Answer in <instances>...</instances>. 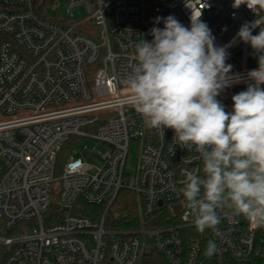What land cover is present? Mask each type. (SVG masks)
Instances as JSON below:
<instances>
[{"label": "built area", "instance_id": "obj_1", "mask_svg": "<svg viewBox=\"0 0 264 264\" xmlns=\"http://www.w3.org/2000/svg\"><path fill=\"white\" fill-rule=\"evenodd\" d=\"M84 4L88 15L81 18ZM232 4L0 0V247L9 250L3 264H264V227L231 209L220 211L219 236L196 230L180 189L186 172L202 169L198 153L174 145L172 129L164 137L149 129L120 83L136 62L137 43L164 27L157 17L174 15L190 27L192 14L202 11L215 45H231L226 63L241 78L217 97L231 111L232 96L247 89V73L259 66V54L237 33L255 20L264 27V10ZM132 142L139 144L134 177L126 173ZM123 189L137 196L139 228L107 225ZM163 211L169 224L147 226ZM209 240L218 247L210 258Z\"/></svg>", "mask_w": 264, "mask_h": 264}, {"label": "clouds", "instance_id": "obj_2", "mask_svg": "<svg viewBox=\"0 0 264 264\" xmlns=\"http://www.w3.org/2000/svg\"><path fill=\"white\" fill-rule=\"evenodd\" d=\"M241 5L255 14L264 10V0H233V8ZM201 16L193 13L190 27L174 15L157 17L164 27H153V39L137 43L136 62L120 83L126 103L149 129L162 137L172 129L174 145L198 153L202 169L185 173L180 193L196 230L219 236L225 207L264 227V27L255 20L237 33L259 54V66L247 73V89L232 96V110L226 111L217 97L241 78L226 63L231 45L216 46ZM217 252L209 240L205 256Z\"/></svg>", "mask_w": 264, "mask_h": 264}, {"label": "trees", "instance_id": "obj_3", "mask_svg": "<svg viewBox=\"0 0 264 264\" xmlns=\"http://www.w3.org/2000/svg\"><path fill=\"white\" fill-rule=\"evenodd\" d=\"M68 149H69L68 146L65 147V149L63 150V152L59 157L58 170H61L64 164L65 158L68 155ZM88 210L97 213L103 212L102 208H96V207H88ZM57 211H58V206L54 205V207L50 212L51 214H54ZM167 216L168 215L166 214V212L163 211L159 215H156L152 219L151 223H149V225L147 226L149 227L166 226L167 224H169V222H167L168 220ZM107 225L113 226L118 229H135L141 227L142 223L139 212V204L137 201V196L133 191L128 189H123L120 192L117 200L115 201V204L109 210V214L107 217ZM8 255H9V250L6 249L5 247H0V264H3L5 259H7Z\"/></svg>", "mask_w": 264, "mask_h": 264}, {"label": "rangeland", "instance_id": "obj_4", "mask_svg": "<svg viewBox=\"0 0 264 264\" xmlns=\"http://www.w3.org/2000/svg\"><path fill=\"white\" fill-rule=\"evenodd\" d=\"M57 1L63 2V0H50V2H57ZM48 12H49L48 14L50 15V17L57 16V12L52 11L50 8ZM78 12L81 18L86 17L88 15L86 4L80 6L78 8ZM90 147L91 148L96 147V144H92V145L90 144ZM138 157H139V144L137 142H132L130 146V150H129L128 159L126 162V173L130 175L131 177H134L135 174L137 173ZM54 186H56V184ZM1 235L4 237H9L7 233L1 234Z\"/></svg>", "mask_w": 264, "mask_h": 264}, {"label": "water", "instance_id": "obj_5", "mask_svg": "<svg viewBox=\"0 0 264 264\" xmlns=\"http://www.w3.org/2000/svg\"><path fill=\"white\" fill-rule=\"evenodd\" d=\"M161 204V203H160ZM180 209V206L175 207V211L177 212Z\"/></svg>", "mask_w": 264, "mask_h": 264}]
</instances>
